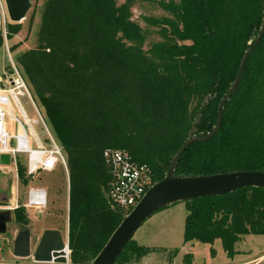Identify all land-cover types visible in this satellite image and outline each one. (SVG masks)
<instances>
[{
  "label": "trees",
  "instance_id": "trees-1",
  "mask_svg": "<svg viewBox=\"0 0 264 264\" xmlns=\"http://www.w3.org/2000/svg\"><path fill=\"white\" fill-rule=\"evenodd\" d=\"M263 3L165 2L163 40L145 50L143 29L131 19L128 3L46 0L37 46L18 62L68 157L72 264H92L128 213L109 198L104 151H128L135 162L151 167L154 183L162 181L188 139L214 130L219 104L260 34ZM19 31V24H10L9 39ZM243 171L264 172V37L224 106L219 132L190 145L174 176ZM19 174L28 184L24 166ZM185 204V243L213 246L220 240L233 259L243 237L264 236V189ZM16 219L27 223L23 208ZM154 251L132 239L116 264H139ZM171 252L176 257L179 250ZM184 259L191 264L193 256Z\"/></svg>",
  "mask_w": 264,
  "mask_h": 264
},
{
  "label": "rangeland",
  "instance_id": "rangeland-1",
  "mask_svg": "<svg viewBox=\"0 0 264 264\" xmlns=\"http://www.w3.org/2000/svg\"><path fill=\"white\" fill-rule=\"evenodd\" d=\"M116 1L118 6L125 5L126 3L130 5L131 19L138 23L143 29L144 37L146 39L144 43L145 50H149L155 43L163 40L160 34L161 27L159 25L162 24V18L169 16V13L163 9L162 4L171 0ZM32 3L33 8L29 12L26 20L19 24V33L9 39V25L12 23L8 18L4 0H0V17L4 18L3 7L6 18V23L3 21L0 23L2 24L0 26V76H3L5 72L10 71V59L5 45L6 39L4 36V28H6L7 32L11 57L13 61L19 65L22 71L23 68L18 62V56L37 46V36L46 0H32ZM147 19H152L158 24V26L152 25L153 23H148ZM33 98L36 105L42 110L43 108L41 109V106H39L40 102L35 94L33 95ZM18 99L27 117L31 121L37 137L43 144H46L49 139L47 129L41 123H33V121L39 119V116L32 101L26 95L19 96ZM11 111L15 118L23 122V117L15 106L13 100L11 103ZM42 111H44V109ZM4 122L6 130L10 135L16 136L22 132L18 122L12 120L9 115H6ZM46 122L50 132L54 134L47 119ZM30 142L31 148L36 149L37 145L31 136ZM11 145L14 146V143H11ZM65 155L68 162L67 154L65 153ZM11 168L14 169V165H12ZM12 177L13 174L11 173L6 175L0 172V206L6 204L3 202L5 198L10 200V204H17L18 208H23L25 210L27 223H19L16 219V213L12 214L14 220L8 226L7 233L0 236V264H41L36 263L32 257L27 259L16 258L13 255L12 243L20 232L29 230L31 233V252L33 254L44 231L48 228H56L57 230H60L64 240L68 243L69 174L65 167L59 165V167L53 172H40L34 179L25 185L22 181L16 185L13 182ZM29 186L32 188H42L47 191L48 205L43 211L37 212L36 210L28 209L26 207L25 195ZM182 203L184 202L172 204L155 213L154 215L158 216L152 218L153 215L143 224V226L136 232L133 238L134 241H138L140 244H154L159 247L172 246V248H168L171 249V251H174V249L178 247L182 248L184 224L187 214L186 208ZM0 211L5 210L0 207ZM241 241L242 242L237 245L238 249L247 251L248 254L250 253L248 259L252 260L264 254V236L251 235L246 238L243 237ZM3 244H6V246ZM189 245L182 248L181 256L179 255L177 257V259L182 260V262L175 259L173 252L169 250L170 252L164 253V250L166 251V249L161 248L158 250L161 252L158 253L157 257L153 258L154 256L152 252L144 257L139 264H173L176 260L177 264H186L184 257L190 253L196 254L197 260H199L200 264H205L203 262L210 259L211 255L213 256L211 252L212 249H217L219 251L217 256L218 264H226L227 261H230L228 260L227 254L225 253L220 240L216 241L213 246L198 242L190 243ZM148 257H152L153 260H149Z\"/></svg>",
  "mask_w": 264,
  "mask_h": 264
},
{
  "label": "water",
  "instance_id": "water-1",
  "mask_svg": "<svg viewBox=\"0 0 264 264\" xmlns=\"http://www.w3.org/2000/svg\"><path fill=\"white\" fill-rule=\"evenodd\" d=\"M8 18L11 23L20 24L26 20L33 8L32 0H4ZM264 11V3H263ZM264 37V19L260 34L252 47L245 53L238 75L229 92L218 107V119L214 130L203 137L192 136L175 155L169 166L167 176L147 192L141 202L122 220L111 235L107 244L94 259L92 264H116L129 242L143 224L165 207L179 202L192 201L199 198L224 196L244 188L264 189V172L243 171L210 176L176 177L175 167L186 149L196 143L212 139L219 132L223 119V109L236 91L241 80L246 62ZM1 161L9 164V156L3 155ZM11 221V212H0V234L7 231V224ZM69 241L66 243L59 230H45L39 244L32 254L31 233L29 230L19 233L15 246V257L19 259L33 258L38 263L67 264Z\"/></svg>",
  "mask_w": 264,
  "mask_h": 264
},
{
  "label": "built area",
  "instance_id": "built-area-1",
  "mask_svg": "<svg viewBox=\"0 0 264 264\" xmlns=\"http://www.w3.org/2000/svg\"><path fill=\"white\" fill-rule=\"evenodd\" d=\"M2 10L4 18L0 17V23H2V21L6 23L3 7ZM1 25L2 24H0V26ZM4 36L6 39V50L10 59V71H7L3 76H0V172L6 175L10 173L13 174L12 179L16 185L21 181L19 174L20 166L25 167V175L29 181L34 179L40 172L55 171L59 165L65 167L69 174L64 148L58 140L54 130V134L50 132L46 122V119L49 122L46 113L42 111V107V110H40L34 102V90L19 65H17L11 57L6 28H4ZM24 95L28 96L32 101L39 116V119H36L33 123H41L47 129L49 139L46 144H43L37 137L31 121L19 102L18 97ZM12 100L20 111L21 116L23 117V122L13 116L11 111ZM39 106L41 105L39 104ZM6 115H9L12 120L18 122L22 129L20 134L12 136L6 130L4 122ZM30 136L37 145L36 149L31 148ZM11 143H14V146H12ZM3 155L9 156V164L2 163L1 157ZM103 160L111 177L109 198L116 207L122 209L125 213L128 212V215L155 184L153 180V171L148 164L135 162L130 153L125 150L106 149L103 153ZM12 165H14V169L11 168ZM25 196L26 207L28 209L41 212L48 205V194L45 189L30 187ZM10 205L11 209H18L17 204ZM67 264H72L70 260V251L68 252Z\"/></svg>",
  "mask_w": 264,
  "mask_h": 264
},
{
  "label": "crops",
  "instance_id": "crops-1",
  "mask_svg": "<svg viewBox=\"0 0 264 264\" xmlns=\"http://www.w3.org/2000/svg\"><path fill=\"white\" fill-rule=\"evenodd\" d=\"M31 186H29V188H30ZM28 188V189H29ZM69 189H70V181H69ZM48 194V193H47ZM184 206H185V208H186V204L185 203H182ZM186 211H187V208H186ZM69 212V211H68ZM159 214V213H158ZM156 216H158V215H154L152 218H155ZM186 216H187V214H186ZM69 217V216H68ZM185 220H186V218H185ZM48 229H53V230H57L56 228H48ZM47 229V230H48ZM184 230H185V224H184ZM60 231V230H59ZM251 236V235H250ZM246 237H249V236H246ZM245 237V238H246ZM68 241H69V222H68ZM218 241V240H217ZM139 245H142V246H145V247H148V248H151V249H154L155 251L152 253L153 254V258H155V257H157V255H158V253L159 252H161V251H158L159 249H161V248H164V249H166V251L164 250V253H168V252H170L171 251V249H168V248H172V246H162V247H159V246H157V245H154V244H140L138 241H136ZM240 242H242V241H240ZM239 242V243H240ZM239 243H237L236 244V246L239 244ZM190 243H185L184 242V231H183V247L182 248H184L186 245H189ZM192 245V244H191ZM215 245V244H214ZM190 246V245H189ZM188 246V248L190 249V247ZM174 248V247H173ZM182 248H176V249H178L179 250V253H178V255L175 257V259H177V257L180 255L181 256V250H182ZM214 248V247H213ZM170 250V251H169ZM215 250V254L212 256L211 255V258L210 259H207V260H205L203 263H205V264H218L217 263V256H218V253H219V251L217 250V249H214ZM236 250H237V252H238V254L233 258V259H230V258H228V260H230L229 262L227 261V263L226 264H260L261 262H262V260H264V254L263 255H261V256H259L258 258H255V259H248V257H249V255H250V253L248 254V252L247 251H243V250H240V249H238V246L236 247ZM190 251H192V250H190ZM190 254H192V256H193V259H192V263L191 264H195V263H198V264H200V262H199V260H197V257H196V254H194V253H190ZM262 257V258H261ZM153 258L152 257H148V259L149 260H153ZM181 258V257H180ZM259 258H261V259H259ZM174 259V260H175ZM177 260H179V259H177ZM176 260V261H177ZM174 262L173 264H177V262ZM179 262H182V260H179Z\"/></svg>",
  "mask_w": 264,
  "mask_h": 264
},
{
  "label": "flooded vegetation",
  "instance_id": "flooded-vegetation-1",
  "mask_svg": "<svg viewBox=\"0 0 264 264\" xmlns=\"http://www.w3.org/2000/svg\"><path fill=\"white\" fill-rule=\"evenodd\" d=\"M4 203H6L5 205H3V206H0V207H2V209L3 210H5V211H0V212H6V211H10L11 212V221L7 224V231H8V226L12 223V221L14 220V218H13V216H12V214H14V213H16V210H13V209H11L10 207H11V205H10V200L9 199H6L5 198V200L3 201ZM7 231H6V233H7ZM24 231H26V230H24ZM24 231H22V232H24ZM6 233H4V234H0V236H2V235H5ZM21 233V232H20ZM19 235V234H18ZM17 235V236H18ZM16 240H17V237H15V240L13 241V255L15 254V246H16ZM4 246H6V244H3ZM15 256V255H14Z\"/></svg>",
  "mask_w": 264,
  "mask_h": 264
}]
</instances>
